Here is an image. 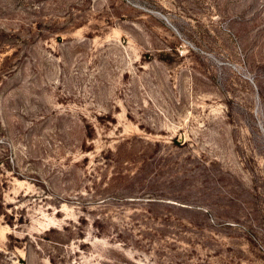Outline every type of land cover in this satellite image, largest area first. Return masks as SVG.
<instances>
[{"label":"rangeland","instance_id":"1","mask_svg":"<svg viewBox=\"0 0 264 264\" xmlns=\"http://www.w3.org/2000/svg\"><path fill=\"white\" fill-rule=\"evenodd\" d=\"M0 264H264V0H0Z\"/></svg>","mask_w":264,"mask_h":264}]
</instances>
